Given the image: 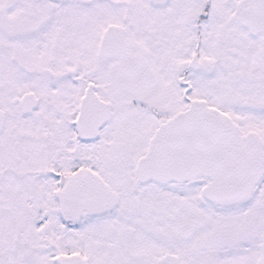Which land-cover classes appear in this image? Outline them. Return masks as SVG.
Masks as SVG:
<instances>
[{
    "label": "snow or ice",
    "instance_id": "snow-or-ice-1",
    "mask_svg": "<svg viewBox=\"0 0 264 264\" xmlns=\"http://www.w3.org/2000/svg\"><path fill=\"white\" fill-rule=\"evenodd\" d=\"M0 264H264V0H0Z\"/></svg>",
    "mask_w": 264,
    "mask_h": 264
}]
</instances>
